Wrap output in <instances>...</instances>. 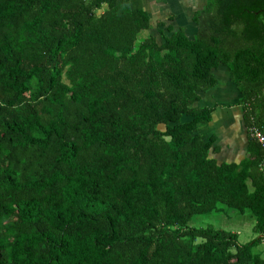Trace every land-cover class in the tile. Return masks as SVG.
<instances>
[{"label":"trees","instance_id":"16d2710c","mask_svg":"<svg viewBox=\"0 0 264 264\" xmlns=\"http://www.w3.org/2000/svg\"><path fill=\"white\" fill-rule=\"evenodd\" d=\"M191 20L153 33L143 0H0V264H264V0ZM222 68L238 161L199 131ZM223 207L258 236L191 224Z\"/></svg>","mask_w":264,"mask_h":264},{"label":"crops","instance_id":"0c3cea01","mask_svg":"<svg viewBox=\"0 0 264 264\" xmlns=\"http://www.w3.org/2000/svg\"><path fill=\"white\" fill-rule=\"evenodd\" d=\"M203 4L204 0H143V7L150 14L153 33L158 28L164 29L169 25L173 29L185 28V31L190 34L195 29L191 17ZM158 22H163L164 27L156 26ZM218 73H223L224 76L217 77L216 85L202 94L200 103V105L214 108L212 120L203 131L201 127L199 131L204 138L212 134L216 136L215 143L220 146L219 152L215 155L217 160L238 161L245 153L247 140V131L243 125L242 111L238 104L240 94L231 83L225 68ZM219 104L222 105L219 106ZM234 123L236 127L233 126Z\"/></svg>","mask_w":264,"mask_h":264},{"label":"rangeland","instance_id":"374dc122","mask_svg":"<svg viewBox=\"0 0 264 264\" xmlns=\"http://www.w3.org/2000/svg\"><path fill=\"white\" fill-rule=\"evenodd\" d=\"M190 34L192 35L193 32H191ZM220 76L223 77L224 74L216 73V78ZM220 105L222 104H219V106ZM233 126L236 127L237 125L234 123ZM233 126L232 129L235 130ZM205 128L206 125L201 126L202 131ZM191 224L198 227L213 225L216 228H222L235 232L238 234V242L240 244L246 243L258 236V234L253 231L254 219L250 216L248 212L243 215H240L237 214L235 210L227 207H223L220 212L198 215L193 218ZM254 250L260 252L264 257L263 242H261L257 247H255Z\"/></svg>","mask_w":264,"mask_h":264},{"label":"built area","instance_id":"2783aa9c","mask_svg":"<svg viewBox=\"0 0 264 264\" xmlns=\"http://www.w3.org/2000/svg\"><path fill=\"white\" fill-rule=\"evenodd\" d=\"M248 133L252 138H254L260 144L261 148L263 149V156L259 163V168L260 170L263 171L264 170V131L257 125L252 124L248 127Z\"/></svg>","mask_w":264,"mask_h":264}]
</instances>
